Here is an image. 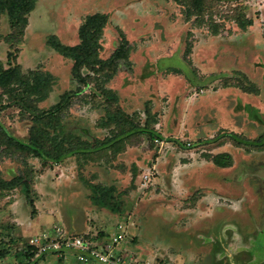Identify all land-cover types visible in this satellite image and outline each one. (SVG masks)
Here are the masks:
<instances>
[{
    "label": "rangeland",
    "instance_id": "rangeland-1",
    "mask_svg": "<svg viewBox=\"0 0 264 264\" xmlns=\"http://www.w3.org/2000/svg\"><path fill=\"white\" fill-rule=\"evenodd\" d=\"M205 1L202 15L188 17L175 0H37L19 44H13L7 15L0 16V68L19 65L22 73L52 76L48 98L37 104L42 111L66 99L58 117L37 125L0 89V125L24 143L32 130L38 132L52 155L64 148L79 151L58 164L42 161L16 151L0 134V185L22 179L18 187H0V249L8 255L1 261H13L31 234L16 219L34 224L35 217L45 216L52 222L74 205L99 213L97 230L110 236L117 222H125L124 250L143 260L264 264V0ZM93 14H105L107 24L86 63L75 65L47 45L50 36L66 46L79 44V27ZM242 19L251 26L242 29ZM195 48L204 55L193 56ZM234 94L245 120L224 118ZM135 127L157 132L161 145L156 147L149 133L132 131ZM233 132L240 136L234 141L227 136ZM118 134L122 138L108 146ZM161 154L163 182L179 177L176 169L189 164L183 177L196 191L155 181ZM209 166L215 169L209 172ZM222 187L228 191L219 194ZM252 198L257 199L251 203ZM199 200L211 211L222 208L204 222L177 217ZM236 202L241 204L236 209H250L241 215L224 212ZM223 228H229L228 244L220 237ZM49 233L53 237L54 231ZM238 245L248 250L236 259ZM223 248L234 254L223 255ZM46 258L33 264H46ZM53 261L52 256L47 263Z\"/></svg>",
    "mask_w": 264,
    "mask_h": 264
},
{
    "label": "trees",
    "instance_id": "trees-1",
    "mask_svg": "<svg viewBox=\"0 0 264 264\" xmlns=\"http://www.w3.org/2000/svg\"><path fill=\"white\" fill-rule=\"evenodd\" d=\"M179 4L185 6L188 17L200 16L206 10L205 0H175ZM37 0H0V16L4 13L9 20V26L13 32V44L21 43V39L24 35L25 29L28 26V16L35 9ZM107 24V17L105 14H93L87 16L78 30V37L80 43L75 46H66L62 44L56 36H50L47 38V45L55 50L61 56L71 59L75 65H82L86 63L87 59L94 56L97 52V42L102 35V31ZM252 22L249 20L247 23L245 20H240L238 25L244 29L246 26H251ZM212 26V25H211ZM215 27V26H214ZM216 28V27H215ZM215 34L216 29H215ZM53 85L52 76L48 73L39 70H29L26 73H22L19 65H14L8 69L0 68V89L3 94L13 96V99L18 102V105L23 113H25L34 124H41L44 120H50L49 116L58 117V112L62 109V103L59 102L49 112L42 111L37 107V104L46 100L51 92ZM99 89V88H98ZM107 99L113 97L104 90ZM254 93V92H252ZM51 117V118H52ZM140 133L151 134L152 141L160 140V135L157 132L149 130L144 127H135L132 129ZM0 134L5 137L7 142L14 147L16 151L32 155L34 158H38L42 161L50 160L53 163H60L63 159L75 155L79 151L75 148L69 150H53V155L49 150L43 146V139L41 134L34 130L30 133V138L27 143H24L16 138L11 137L5 128L0 125ZM227 136L233 141L238 137L235 134H227ZM122 135L118 134L113 139L109 140L107 145L111 146L114 142L119 141ZM160 142V141H159ZM264 142V141H263ZM162 143V142H161ZM159 146V144H155ZM219 167H225L217 161ZM2 183V182H1ZM22 183L21 178L12 180L9 184H1L0 187L15 188ZM25 188L27 186L24 184ZM106 207V206H105ZM108 207V206H107ZM109 208V207H108ZM81 236V235H80ZM82 236L89 239H103L107 236L104 232H98L97 234H82ZM0 249V259H6L8 256ZM36 254V249L31 247L26 242V245L18 252H14L13 259H32ZM33 264V263H32Z\"/></svg>",
    "mask_w": 264,
    "mask_h": 264
},
{
    "label": "crops",
    "instance_id": "crops-1",
    "mask_svg": "<svg viewBox=\"0 0 264 264\" xmlns=\"http://www.w3.org/2000/svg\"><path fill=\"white\" fill-rule=\"evenodd\" d=\"M209 46V45H208ZM206 47V46H205ZM207 49H208V47H206ZM207 49H205V50H207ZM204 50L202 49H197V48H195V52H193V56H195L196 57V54L198 55V54H200V52L202 53V55H204V52H203ZM232 88H234V89H238V90H240V87H237V86H235L234 85V87H232ZM226 89H229V87H226ZM241 91V90H240ZM241 93V92H240ZM234 103H233V106H231V104L229 103V104H227V105H225L224 106V110L226 111L225 112V119H226V121L227 120H231V122H234L235 121V118H240V117H242L243 116V114H241V116L239 117V114H238V112L239 111H243L242 110V108H240V103H241V98H240V96L238 95H236V94H234ZM225 101V100H224ZM226 102V101H225ZM227 103V102H226ZM222 104L224 105V102H222ZM226 106H227V108H226ZM208 108H209V106H208ZM207 108V109H208ZM229 118V119H228ZM243 118V117H242ZM244 119V118H243ZM245 120V119H244ZM237 125H239L240 124V121L239 122H237L236 123ZM222 126V125H221ZM225 126V125H224ZM223 126V127H224ZM229 134H235V135H237L238 137H240L239 136V134H237V133H235V132H233V133H229ZM156 147H159V146H156ZM158 148H155V150H157ZM158 153H163V152H161V150L159 149L158 151H157ZM224 152V151H223ZM223 152H221V153H223ZM174 153H175V151H174ZM174 153H173V155H174ZM224 153H229L228 151H225ZM230 154V153H229ZM165 156H163V154H161V155H158L157 156V158H156V160H157V164H156V166H157V173L159 174L157 177H155V181L156 180H159V181H161L160 183L162 184V182L164 181V179L165 178H163L164 176H166L167 174H166V172H164L163 171V169L160 167V165H161V160L164 158ZM159 159V160H158ZM189 166H191V165H189V164H187V166L185 167V169H183V168H179V169H176V172L179 174V177H178V175L176 176V178L175 179H173V178H170L169 179V182L168 183H164L163 182V184L162 185H164L165 187H167V186H170V187H174L175 185H176V187H178V185L181 183L185 188H186V186H187V188L189 187V188H192V186H194V185H192L191 187H190V179H184V177H183V175H184V173H185V175L186 174H189V169L190 168H187V167H189ZM210 167V166H209ZM203 169V168H202ZM212 169H215V168H213V167H210V170H209V172L212 170ZM193 170H195L196 172H197V168H194ZM184 171V172H183ZM214 171V170H213ZM219 171L220 170H217V173H219ZM215 172V171H214ZM203 175V174H202ZM192 176H193V174H192ZM178 177V178H177ZM209 178V177H208ZM212 178H209L208 179V181L209 180H211ZM194 181H195V179H194ZM207 181V182H208ZM217 182V181H216ZM156 183H158V182H156ZM199 184H200V182H199ZM217 184H219V186H220V183L219 182H217ZM156 185V184H155ZM163 187V186H162ZM162 187H159L158 188V186L156 185L155 186V188H157V189H163ZM196 187L197 186H194V188H192L194 191H196L195 189H196ZM220 188V187H219ZM217 189V192H219V194H221V192H222V190L223 191H228V189H226V188H221V189ZM193 190H190V193H192V191ZM192 196V195H191ZM253 199H257V198H252V199H250L251 200V203H252V200ZM213 200V202H215V198H213L212 199ZM211 201V199L208 201V203H211L210 202ZM240 202H241V200H239ZM235 202V201H234ZM240 202L239 203H234V205H232V206H229V210H228V212H226V210H224V212L225 213H227V214H229L230 212L231 213H238L239 215H241L244 211H247V210H249L250 209V207H249V205H244V207L242 206V208H241V210H238V209H236V206L238 205H241L240 204ZM142 203H144V202H142ZM141 203V204H142ZM205 203V201L204 200H199V201H197V206H195V205H192L190 208H187L186 210H184V211H178V218L180 219V220H182L183 221V219H181L182 217H184V215H191V217L192 218H197V219H200L199 221L200 222H204L203 220H204V218L207 220V216L208 215H210V214H212V215H214L215 213H219L220 212V210H221V208H222V206L221 207H219L218 209H217V207L218 206H216V210H214L213 209V211H211V209L209 208V207H207V208H205V207H203L202 205ZM256 203V202H255ZM196 204V203H195ZM202 206V208H200L199 206ZM253 205V204H252ZM214 206H215V204H214ZM196 207V208H195ZM255 207H259V206H257V204L255 205ZM13 208H14V210L16 209V205L14 204L13 205ZM89 207H76V206H74V205H70V206H68V208H67V210H66V213L64 214V215H59L58 216V218L54 221H52V222H50L51 220H50V218H48V217H45V216H39V217H35V221H34V224H32V222H25V221H22V220H20V219H16V221H17V225L20 227V229H26V231H30L31 232V234L29 235V237H28V240H29V238L31 237V236H35V235H37V234H42V233H47V232H49V231H54V232H60V233H62L63 235H66V236H70V235H82V234H90V235H94V234H97L99 231L97 230V229H99V225L101 224V220H103V218L101 217V215H99V213H96V212H91L92 210H90V208L88 209ZM86 209H88V210H86ZM220 209V210H219ZM233 209V210H232ZM87 212H89L90 213V215H88L87 216ZM224 212H221V214H222V217H223V219L225 218L224 216L226 215ZM186 213H188V214H186ZM187 216H185V217H187ZM221 217V218H222ZM37 218V219H36ZM60 219V220H59ZM205 220V221H206ZM228 220H229V218H228ZM195 223V222H194ZM248 224V223H247ZM53 229H52V228ZM49 228H51V229H49ZM229 228H223V231H225L222 235H220V237H225V239H227V240H225L224 241V243H226V244H228V241H230L229 240V238L227 237L229 234H227V230H228ZM209 230H211V228L209 229ZM208 230V231H209ZM24 232H26L25 230H23ZM206 233H207V231H206ZM248 233H249V229H248ZM216 238V237H215ZM221 241V240H220ZM220 241H217L218 243L217 244H219L220 245ZM229 245H234V244H232V243H230ZM237 245H234V246H232V247H236ZM239 246H240V248H241V250L243 249V245H238V249H239ZM213 248V247H212ZM220 248V247H219ZM214 249H216V248H214ZM225 251H222V253H223V255H228V254H230V256H231V250L229 251V252H227V250L225 249V248H223ZM243 250H248V249H246V248H244ZM242 250V251H243ZM241 251V252H242ZM241 252H239L238 253V251H237V253L235 254L236 255V259H238V257H237V255H239L240 256V254H241ZM212 255H214L215 256V252L212 250ZM219 253H220V251H219ZM218 252H217V254H219ZM221 253V254H222ZM232 254H234L233 252H232ZM242 254H243V252H242ZM50 257V256H49ZM48 261H52V257H50V258H46ZM50 259V260H49ZM53 259L55 260V261H53V262H56V263H52V264H79V263H69V262H67V260H63L62 258H56V257H53ZM233 259H235V257L233 258ZM47 260H45V261H43L44 263H46V264H48L47 263ZM227 261V260H226ZM240 262H241V259L239 260ZM59 262H61V263H59ZM233 262V264H238L237 263V260H233L232 261ZM239 262V263H240ZM157 264H159V262H157ZM241 264V263H240Z\"/></svg>",
    "mask_w": 264,
    "mask_h": 264
},
{
    "label": "built area",
    "instance_id": "built-area-1",
    "mask_svg": "<svg viewBox=\"0 0 264 264\" xmlns=\"http://www.w3.org/2000/svg\"><path fill=\"white\" fill-rule=\"evenodd\" d=\"M159 141L155 140L154 144L161 145ZM143 179L146 180L147 176ZM114 228V235L107 234L103 239L95 240L82 235L66 236L59 231L54 232L53 237L49 232L37 234L27 241L28 245L36 249L32 259H13L10 262L0 260V264H32L44 256L63 260L73 258L81 264H157L154 260H143L126 253L123 246L128 235L125 222H117Z\"/></svg>",
    "mask_w": 264,
    "mask_h": 264
},
{
    "label": "flooded vegetation",
    "instance_id": "flooded-vegetation-1",
    "mask_svg": "<svg viewBox=\"0 0 264 264\" xmlns=\"http://www.w3.org/2000/svg\"><path fill=\"white\" fill-rule=\"evenodd\" d=\"M216 237H217V235H216ZM218 240H219V238H218ZM214 241H216V239H215ZM208 242H210L211 244H213V240H212V238H211V239H209V240H208ZM216 243H217V241H216ZM213 246H214V244H213ZM213 249H214V248H213ZM242 250H243V249H242ZM242 250H241V248H240V246H239L238 253H239V252H241ZM246 251H247V250H246ZM246 251H245V250H243V251H242V252H243V254H244V253H246ZM242 252H241V254H240V257H241V255H242ZM249 256H250V255H249ZM247 261H248V260H247ZM242 262H243V261H241L240 263L242 264ZM243 263L245 264L246 262H243Z\"/></svg>",
    "mask_w": 264,
    "mask_h": 264
}]
</instances>
